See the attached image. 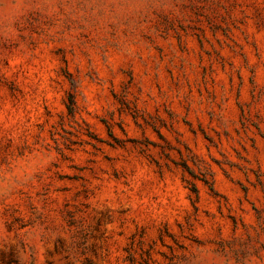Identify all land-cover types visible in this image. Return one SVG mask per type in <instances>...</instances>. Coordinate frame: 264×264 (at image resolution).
Returning <instances> with one entry per match:
<instances>
[{"label": "rangeland", "instance_id": "374dc122", "mask_svg": "<svg viewBox=\"0 0 264 264\" xmlns=\"http://www.w3.org/2000/svg\"><path fill=\"white\" fill-rule=\"evenodd\" d=\"M0 264H264V0H0Z\"/></svg>", "mask_w": 264, "mask_h": 264}]
</instances>
